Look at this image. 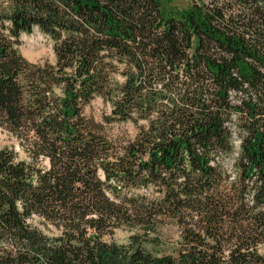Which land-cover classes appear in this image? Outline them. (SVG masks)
I'll list each match as a JSON object with an SVG mask.
<instances>
[{
    "label": "trees",
    "instance_id": "1",
    "mask_svg": "<svg viewBox=\"0 0 264 264\" xmlns=\"http://www.w3.org/2000/svg\"><path fill=\"white\" fill-rule=\"evenodd\" d=\"M162 1L0 0V125L30 159L0 150V264H264V0ZM36 30L55 65L19 53ZM98 97L139 126L126 147L87 117ZM164 225L181 243L155 256ZM121 228L144 235L104 240Z\"/></svg>",
    "mask_w": 264,
    "mask_h": 264
},
{
    "label": "rangeland",
    "instance_id": "2",
    "mask_svg": "<svg viewBox=\"0 0 264 264\" xmlns=\"http://www.w3.org/2000/svg\"><path fill=\"white\" fill-rule=\"evenodd\" d=\"M192 6L189 0H163L161 11L165 17L169 15H179L184 11L191 10ZM17 49L24 59L36 65H55L56 57L50 40L41 34L38 30L32 35H22ZM121 82L120 78H117ZM86 115L92 118L97 123L102 124L105 128L106 135L118 147H126L136 137L139 126L128 123H113L106 124L105 117L112 112L110 102L101 97L96 98L87 108ZM233 126H236L234 122ZM239 138L240 135L238 134ZM26 144L22 138L13 134L5 127L0 125V150H7L16 155L17 161L30 162L26 151ZM236 154L226 160L231 166L236 159ZM30 225L50 239H54L61 234V231L55 226L49 224L39 217H34L29 221ZM144 231L131 230L121 228L111 236H107L104 240L109 243H115L120 246H129L133 236L143 237ZM147 242L143 248L153 253L155 256L174 255L181 243V234L178 227L173 225L160 226L156 232L148 236ZM261 254L264 255V249H261Z\"/></svg>",
    "mask_w": 264,
    "mask_h": 264
},
{
    "label": "built area",
    "instance_id": "3",
    "mask_svg": "<svg viewBox=\"0 0 264 264\" xmlns=\"http://www.w3.org/2000/svg\"><path fill=\"white\" fill-rule=\"evenodd\" d=\"M238 134L239 133L236 130V128L232 127V143H233L234 149L236 151V156H237L238 152L240 151V147H241V144H242V141L239 138Z\"/></svg>",
    "mask_w": 264,
    "mask_h": 264
}]
</instances>
